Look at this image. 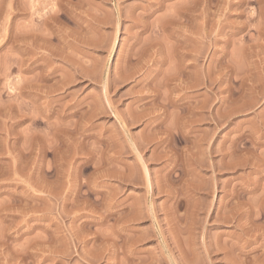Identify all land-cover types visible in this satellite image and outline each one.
<instances>
[{
    "label": "rangeland",
    "instance_id": "1",
    "mask_svg": "<svg viewBox=\"0 0 264 264\" xmlns=\"http://www.w3.org/2000/svg\"><path fill=\"white\" fill-rule=\"evenodd\" d=\"M204 242L264 264V0H0V264H209Z\"/></svg>",
    "mask_w": 264,
    "mask_h": 264
},
{
    "label": "bare ground",
    "instance_id": "2",
    "mask_svg": "<svg viewBox=\"0 0 264 264\" xmlns=\"http://www.w3.org/2000/svg\"><path fill=\"white\" fill-rule=\"evenodd\" d=\"M60 1V3H61V0H59ZM63 2V1H62ZM162 5H158V7L160 8ZM173 8V7H172ZM177 9H178V7H177ZM180 9V8H179ZM192 9V8H191ZM159 10V9H158ZM188 10H190V9H188ZM186 11V10H185ZM182 12H184V11H182ZM189 12V11H188ZM191 12V11H190ZM189 12V13H190ZM171 14H172V12H170ZM186 13H187V11H186ZM181 14V13H180ZM180 14H177V17H178V15H180ZM183 15V14H182ZM185 15H188V14H185ZM184 15V16H185ZM168 16V15H167ZM169 16H171V15H169ZM168 16V17H169ZM174 16V15H173ZM173 16H171V17H173ZM180 17V16H179ZM174 18H176V16H174ZM185 18V17H184ZM188 18V17H187ZM173 19V18H172ZM186 19V18H185ZM170 20V22L171 21H173V20H171V19H169ZM177 20H179V19H177ZM176 21V20H175ZM169 21H167V23H168ZM167 23H164L163 25L164 26H166V24ZM169 24V23H168ZM167 24V25H168ZM174 24V23H173ZM175 24H177V23H175ZM170 25H172V23L170 24ZM170 25H168V26H170ZM163 26V29H162V27H161V29L162 30H165L164 27ZM168 26H166V27H168ZM140 27V26H139ZM141 30H144L145 29V26H141V28H140ZM165 31H167V30H165ZM150 47H153V46H150ZM121 76H122V74H120ZM119 75V76H120ZM123 77V76H122ZM122 77H121V79H122ZM120 78V77H119ZM178 79V75H177V73L176 74H172L168 79H167V83H170V82H172V81H175V80H177ZM157 94V93H156ZM159 101H161V104H163V107H167L169 104H171V105H173V106H176L175 105V103L172 101V100H169V102L167 103V98L165 97H163V96H159ZM167 103V104H166ZM166 104V105H165ZM99 105V104H98ZM100 106V105H99ZM98 106V107H99ZM101 108V107H100ZM99 108V109H100ZM150 125L151 126H153L151 129H154V134H153V136H154V138H153V140L156 142L155 144H158L159 146H163V144L167 141V143H168V141L170 140V141H172L174 138V135H173V133H172V130L173 129H171V127H168L167 125L165 126V122L163 121V119H160V117L159 116H155L153 119H152V122L150 123ZM163 126H165V127H163ZM160 127H163L164 129V131H163V133H164V135H165V137L164 138H162L161 137V134H162V132L160 131ZM145 140V139H144ZM148 140V139H147ZM175 140V139H174ZM178 140L179 141H183V140H185V136L184 135H182V134H178ZM143 141V140H142ZM148 141H150V140H148ZM144 143H145V141H143ZM143 142L142 143H139V144H137V143H134V144H132V145H130L131 146V149L133 150V151H135L136 152V154L137 155H139V153L140 152H138V151H140V149L141 148H143V146H144V144H143ZM158 146V147H159ZM156 158H161V157H156ZM131 177H133V175H130ZM132 179V178H131ZM133 179H134V177H133ZM135 180V179H134ZM134 180H132V181H134ZM147 182V178H146V176H145V179H144V182ZM134 183H135V181H134ZM251 204V203H250ZM250 206V205H249ZM253 207H254V204H253ZM252 208V207H251ZM249 210H251L250 208H249ZM254 210V209H253ZM256 211V210H255ZM252 212L253 214H252V216H253V219H254V217H255V215L257 214L256 212ZM250 214V213H249ZM251 215V214H250ZM251 216V217H252ZM256 216H258V215H256ZM256 218V217H255ZM224 219V218H223ZM222 220V219H221ZM226 220H227V218H226ZM223 221V220H222ZM224 221H225V219H224ZM224 221H223V223H224ZM253 221H255V220H252V222ZM221 222V221H220ZM254 223V222H253ZM253 228H256V227H253ZM253 228H251V229H253ZM250 229V230H251ZM254 230V229H253ZM253 230L252 231H247V232H249V234L251 233V236H252V232H253ZM255 231V230H254ZM244 233V232H243ZM256 233V232H255ZM244 234H246V232L244 233ZM250 236V235H249ZM250 236V237H251ZM255 237V236H254ZM252 238H253V236H252ZM256 238L257 237H255V240H256ZM253 240H254V238H253ZM254 240V241H255ZM215 246V245H214ZM214 246H212L211 245V243L209 244H207V242L205 243H203V247H204V250H203V252H202V254H203V257L205 258V260H207V261H209V264H211V260H212V258L213 257H211V254L213 255V253L215 252V247ZM216 247H217V245H216ZM217 250V249H216ZM252 250V249H251ZM222 251V250H221ZM232 251V250H231ZM234 251V250H233ZM230 252V251H229ZM233 253V252H232ZM232 253L230 254V255H232ZM201 254V255H202ZM216 254V253H215ZM234 254V253H233ZM245 254V253H244ZM249 255V254H248ZM214 258H216V256H214Z\"/></svg>",
    "mask_w": 264,
    "mask_h": 264
}]
</instances>
